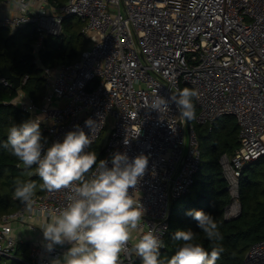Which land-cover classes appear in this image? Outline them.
Listing matches in <instances>:
<instances>
[{
    "label": "built area",
    "instance_id": "1",
    "mask_svg": "<svg viewBox=\"0 0 264 264\" xmlns=\"http://www.w3.org/2000/svg\"><path fill=\"white\" fill-rule=\"evenodd\" d=\"M10 1L17 13L1 16L0 28L14 32L33 27L35 54L48 36L60 35L68 16L84 22L83 33L90 40L73 63L43 67L38 103L22 90L27 75L17 89L0 78V87L16 91L3 104L40 121L42 154L78 126L92 139L85 152L109 129L102 159L109 168L117 152L130 161L141 154L148 157L144 176L135 190L129 189L145 215L120 256L121 264L140 261L132 248L149 228L165 240L169 208L190 192L202 163L193 124L188 131L174 103L162 112L151 109L156 94L168 99L185 84L199 93L194 98L196 124L235 118L239 146L219 162L231 198L224 218L240 215L241 171L264 157V0H67L59 7L48 0ZM88 119L94 128L86 126ZM35 167L33 175L39 178ZM69 194L66 189L43 190L34 195L31 211L21 203L17 211L1 216L0 260L20 259L12 223L23 224L33 215L48 218L66 205ZM46 245L44 239L29 245L26 264H53L69 249L55 245L49 251ZM243 264H264V239L249 247Z\"/></svg>",
    "mask_w": 264,
    "mask_h": 264
},
{
    "label": "clouds",
    "instance_id": "2",
    "mask_svg": "<svg viewBox=\"0 0 264 264\" xmlns=\"http://www.w3.org/2000/svg\"><path fill=\"white\" fill-rule=\"evenodd\" d=\"M198 96L197 90L188 87L172 93L168 99L156 94L150 108L162 112L174 103L180 115L191 120L195 118L193 98ZM85 124L94 128L91 119ZM128 142L125 139L126 145ZM91 144L92 139L77 126L76 131L65 135L63 142H54L42 154L40 121L30 119L10 127L3 145L26 169L36 166L35 174L42 180V190H69L66 205L50 213L40 227L49 251L55 245L71 244L62 259L53 264H121L120 256L128 250L132 232L145 215L139 198L129 194V189L135 190L144 176L148 157L141 154L130 161L126 153L117 152L109 168L106 160L97 162L95 152H85ZM16 183L15 198L31 211L36 183ZM186 214L198 222L209 241L222 239L212 214L202 210ZM195 236L191 229L177 230L172 239L181 243L170 258L162 257L161 233L149 228L139 236L132 250L140 258V264H216L223 248H213L209 254L194 242Z\"/></svg>",
    "mask_w": 264,
    "mask_h": 264
},
{
    "label": "trees",
    "instance_id": "3",
    "mask_svg": "<svg viewBox=\"0 0 264 264\" xmlns=\"http://www.w3.org/2000/svg\"><path fill=\"white\" fill-rule=\"evenodd\" d=\"M5 1V0H0ZM67 0H48L54 6H62ZM84 22L74 16L65 17L62 21L61 33L58 37L48 36L44 49L35 54L34 46L37 33L31 26L11 32L0 28V69L7 68L10 73L23 78L28 76L22 90L36 103L43 94V67L66 65L76 61L81 52L90 46L89 38L83 33ZM188 85H181V90ZM13 88L0 87V217L17 211L21 201L15 198L14 191L17 181L26 183L34 181L37 185L35 195L41 194V180L33 175V169H26L23 164L3 147L7 140L10 127L30 120L29 116L13 105H4L15 96ZM195 105V118L199 108ZM191 119L194 131L205 160L206 179L195 183L190 192L181 200L180 208L172 203V213L169 216V231L160 249L161 256L170 258L176 247L181 243L172 239L177 230L191 229L196 233L194 242L201 244L211 253L213 248L222 247L223 252L216 264H243L249 247L264 239V157L247 164L241 171L239 183V203L241 213L237 218L226 220L224 211L231 198L227 184L223 178L220 157L231 155L239 146L238 126L232 116H224L211 124H196ZM41 131V130H40ZM104 134V133H103ZM42 141L45 134L41 131ZM106 135H102L88 151L97 155V162L103 159ZM202 210L212 214L218 224L222 239L209 241L199 229L198 222L189 211ZM28 244L19 243V260L1 259L0 264H26ZM5 260V261H4ZM140 264V261L136 262Z\"/></svg>",
    "mask_w": 264,
    "mask_h": 264
},
{
    "label": "crops",
    "instance_id": "4",
    "mask_svg": "<svg viewBox=\"0 0 264 264\" xmlns=\"http://www.w3.org/2000/svg\"><path fill=\"white\" fill-rule=\"evenodd\" d=\"M17 13L16 3L14 1L5 0L0 2V17L1 16H13ZM177 202V201H176ZM174 203V202H173ZM172 206V204H171ZM46 216L44 215H33L32 218H29L28 222L23 224L12 223V234L17 242L22 244L31 245L33 243H42L43 231L40 227L46 221ZM60 248H70L71 244L65 242L63 245H57Z\"/></svg>",
    "mask_w": 264,
    "mask_h": 264
},
{
    "label": "water",
    "instance_id": "5",
    "mask_svg": "<svg viewBox=\"0 0 264 264\" xmlns=\"http://www.w3.org/2000/svg\"><path fill=\"white\" fill-rule=\"evenodd\" d=\"M0 78L5 79V80H9L13 84L14 89H17L20 85V78L13 76L10 73L9 69H7L5 67L0 69ZM185 122H186L187 130L189 131V129L191 127V120H188L185 118ZM171 213H172V206L169 208V216Z\"/></svg>",
    "mask_w": 264,
    "mask_h": 264
},
{
    "label": "rangeland",
    "instance_id": "6",
    "mask_svg": "<svg viewBox=\"0 0 264 264\" xmlns=\"http://www.w3.org/2000/svg\"><path fill=\"white\" fill-rule=\"evenodd\" d=\"M108 131H109V129H107V130L105 131L104 134H105V135L108 134ZM104 134H103V135H104ZM205 168H206V166H205V160L202 158V163H201V167H200V172H199V174H198V176H197V179L200 180V181H203L204 179H206V176H205ZM181 205H182L181 200H178V201L176 202V207H177V208H180ZM4 261H5V260H4Z\"/></svg>",
    "mask_w": 264,
    "mask_h": 264
}]
</instances>
